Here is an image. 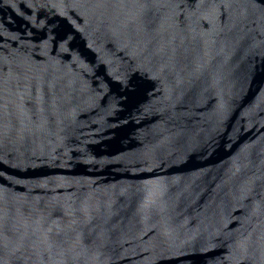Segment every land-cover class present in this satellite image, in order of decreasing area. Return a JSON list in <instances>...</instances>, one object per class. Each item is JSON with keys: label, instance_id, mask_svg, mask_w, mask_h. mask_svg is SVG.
Returning a JSON list of instances; mask_svg holds the SVG:
<instances>
[{"label": "water", "instance_id": "1", "mask_svg": "<svg viewBox=\"0 0 264 264\" xmlns=\"http://www.w3.org/2000/svg\"><path fill=\"white\" fill-rule=\"evenodd\" d=\"M0 264H264V0H0Z\"/></svg>", "mask_w": 264, "mask_h": 264}]
</instances>
